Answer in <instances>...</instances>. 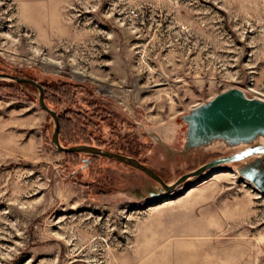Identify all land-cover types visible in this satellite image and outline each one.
<instances>
[{
	"label": "rangeland",
	"instance_id": "374dc122",
	"mask_svg": "<svg viewBox=\"0 0 264 264\" xmlns=\"http://www.w3.org/2000/svg\"><path fill=\"white\" fill-rule=\"evenodd\" d=\"M0 73L44 86L61 144L132 153L172 183L247 145L189 146L184 116L233 87L264 97V0H0ZM38 99L0 77V264H264V192L249 178L264 157L165 191L57 151Z\"/></svg>",
	"mask_w": 264,
	"mask_h": 264
},
{
	"label": "water",
	"instance_id": "95a60500",
	"mask_svg": "<svg viewBox=\"0 0 264 264\" xmlns=\"http://www.w3.org/2000/svg\"><path fill=\"white\" fill-rule=\"evenodd\" d=\"M0 77L29 83L38 89L39 106L48 112L54 120L51 144L57 151L94 153L122 162L149 175L165 191L173 190L189 178L199 176L217 166L254 155L264 157V141L254 142L257 136L264 137V99L249 97L238 87L221 91L206 103L195 106L193 110L184 116L188 122V145L199 146L210 143L213 140H224L228 144L245 143L247 145L230 155L213 158L198 168L182 174L174 182L167 183L154 169L133 156L114 152L96 145L76 144L65 146L61 144L59 140V116L56 110L49 107L45 102L42 84L34 79L19 77L9 73H0ZM249 178L257 188L264 192V170L252 171Z\"/></svg>",
	"mask_w": 264,
	"mask_h": 264
},
{
	"label": "trees",
	"instance_id": "16d2710c",
	"mask_svg": "<svg viewBox=\"0 0 264 264\" xmlns=\"http://www.w3.org/2000/svg\"><path fill=\"white\" fill-rule=\"evenodd\" d=\"M43 86V85H42ZM43 88H44V86H43ZM44 99H45V97H44ZM58 116H59V114H58ZM59 119H60V116H59ZM60 129H61V127H60V121H59V137H60ZM79 144H90V145H96V146H100V147H103L102 145H100V144H96V143H90V142H83V143H79ZM103 148H105V147H103ZM106 149H108V150H111V151H114V152H119V153H122V154H125V155H129V156H133V157H135V158H137L138 160H140L142 163H144V164H146L147 165V163H145V161H143L142 159H140V157H138V156H136V155H134V154H132V153H128V152H124V151H120V150H116V149H111V148H106ZM66 153H71V154H77V153H80V152H66ZM86 154H89V155H92V156H100V157H103V158H106V157H104V156H101V155H98V154H94V153H88V152H85ZM106 159H109V158H106ZM109 160H111V159H109ZM122 163V162H121ZM127 165V164H126ZM130 166V165H129ZM149 166V165H148ZM137 170H139V169H137ZM139 171H141V170H139ZM141 172H143V171H141ZM144 173V172H143ZM144 174H146V173H144ZM147 175V174H146ZM160 175V174H159ZM147 176H149V175H147ZM161 176V175H160ZM150 177V176H149Z\"/></svg>",
	"mask_w": 264,
	"mask_h": 264
},
{
	"label": "bare ground",
	"instance_id": "6f19581e",
	"mask_svg": "<svg viewBox=\"0 0 264 264\" xmlns=\"http://www.w3.org/2000/svg\"><path fill=\"white\" fill-rule=\"evenodd\" d=\"M262 96H264V95H262ZM258 97H259V96H258ZM259 98L264 99V97H259Z\"/></svg>",
	"mask_w": 264,
	"mask_h": 264
}]
</instances>
